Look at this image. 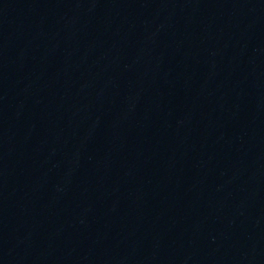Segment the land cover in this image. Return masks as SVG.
I'll use <instances>...</instances> for the list:
<instances>
[{"label":"water","instance_id":"95a60500","mask_svg":"<svg viewBox=\"0 0 264 264\" xmlns=\"http://www.w3.org/2000/svg\"><path fill=\"white\" fill-rule=\"evenodd\" d=\"M0 264H264V0H0Z\"/></svg>","mask_w":264,"mask_h":264}]
</instances>
